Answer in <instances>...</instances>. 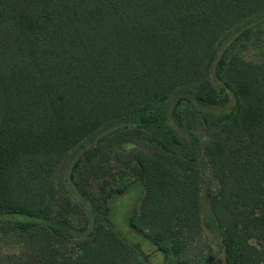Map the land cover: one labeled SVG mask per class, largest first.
I'll return each mask as SVG.
<instances>
[{
    "label": "trees",
    "instance_id": "trees-1",
    "mask_svg": "<svg viewBox=\"0 0 264 264\" xmlns=\"http://www.w3.org/2000/svg\"><path fill=\"white\" fill-rule=\"evenodd\" d=\"M250 46L264 0H0V264H151L111 219L136 182L128 225L163 264H209L207 232L264 264Z\"/></svg>",
    "mask_w": 264,
    "mask_h": 264
},
{
    "label": "rangeland",
    "instance_id": "rangeland-1",
    "mask_svg": "<svg viewBox=\"0 0 264 264\" xmlns=\"http://www.w3.org/2000/svg\"><path fill=\"white\" fill-rule=\"evenodd\" d=\"M257 50L258 48L256 46H250L249 53L247 54V58L255 62H261V61L264 62V57L258 54ZM200 108L204 111L212 112V113H215L216 111L220 110V109H216L215 107L210 108V107L200 106ZM140 149H142L141 145H133L127 147V149L125 150H123L122 148L117 149L116 153L119 159L124 160L125 158L129 157L132 154V152ZM114 160L116 162V165L118 166L122 165L121 160L118 159H114ZM204 177H207V174H204ZM66 185L67 188H69V190L74 189L73 186L67 181V179H66ZM141 192H142V185L140 182H136L125 193L115 197L112 201V206H111L112 207L111 219L114 225L130 241L140 246L145 252L149 253L151 264H163V258L161 253L156 251L153 245L149 241H147L144 237H142V235L133 231L128 225L127 217L131 212L132 208L137 203ZM74 195L78 199H81L77 191H74ZM206 234H207L206 240L208 241L211 247L209 264H224V255L222 249L219 246L218 236L212 232H207Z\"/></svg>",
    "mask_w": 264,
    "mask_h": 264
}]
</instances>
